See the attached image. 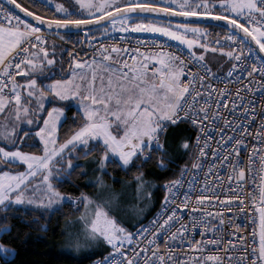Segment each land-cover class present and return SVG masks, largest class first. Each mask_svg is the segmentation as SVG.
Returning a JSON list of instances; mask_svg holds the SVG:
<instances>
[{
	"label": "snow or ice",
	"instance_id": "snow-or-ice-1",
	"mask_svg": "<svg viewBox=\"0 0 264 264\" xmlns=\"http://www.w3.org/2000/svg\"><path fill=\"white\" fill-rule=\"evenodd\" d=\"M13 8L20 9L23 13L31 16L34 21L40 22V26L30 23L27 19H22L20 15L13 13L0 5V113L5 114V119L0 121V162L22 163L26 165L25 171H0V207L8 208L12 205H22L24 203L50 206L63 200L69 202H79L83 205L84 212L78 218L81 224L80 232L74 234L78 240L83 237L86 240L102 239L112 248V252L117 255L128 257L127 252H122L125 242L131 243L133 236L146 237L149 229L141 226L137 233L127 231L118 224L116 218L110 215L111 209L108 200L93 199L91 196L81 193L78 197L67 196L59 192L53 184L55 172L64 169L71 171L74 169L71 155H76L75 149L79 146L84 149L85 155L92 149L88 147L90 141L102 143V155L100 157V170L103 171L105 164L110 159H118L122 166L129 165L133 158L146 159L150 156V151L155 146L164 151L163 145L159 141V136L164 132L165 126L175 124L182 119L190 120L199 129L196 136V143L200 144V134L203 133V121L208 120L206 106L197 105L193 108L199 92L193 95L191 89L195 87V81L200 80L203 85L204 77L199 72L188 71L187 78L191 83H185L181 77L186 75V62L172 51H165L161 47L158 51L141 53L138 49L137 56L131 59L130 65L124 60L122 65L117 62L115 69L109 68L108 79L105 83L101 77V86L96 87V74L93 72L91 79H86L78 75L77 70L90 68L88 62L80 60L74 61V66H70V74L66 79H52V74H45L44 67L52 66L55 63V52L49 54L41 27L47 26L49 30L55 28L57 32L69 28H79L101 18H106L113 26L117 23V18L125 31L133 29L136 31H148L160 33L170 39L177 41L180 45H185L190 59L206 73L211 74V69L204 62V52L210 48V43L206 40L208 30L201 27L199 23H172L161 26L159 21L148 23H128L135 14L137 17L142 13L168 14L171 17H199L203 20L225 21V27H229V34L226 41H233L237 48L225 50L223 47H213L212 52H219L236 61L233 65L235 69L245 55H250L254 46H258L261 53H264V0H57L53 5L55 15L48 18L45 15L37 14L36 10L29 11V8L18 4L17 0H5ZM38 0H33L37 3ZM67 5V6H66ZM85 11L90 18H79L80 12ZM76 13L77 18H73ZM243 20V22H241ZM87 35V33H85ZM204 39L205 42H201ZM34 41V43H33ZM254 42V46H253ZM219 45L220 41H214ZM196 45L200 46V51H194ZM247 45V53L243 51V46ZM101 54L104 60H112V55H103L108 52L101 46ZM120 48L112 46L111 52L119 53ZM71 58L72 54L69 53ZM152 61L156 65L149 69L148 64ZM95 64V61L92 62ZM127 69V71L125 70ZM116 73L113 76L111 73ZM264 73V61L261 67L251 66V72ZM24 73L26 78L23 84L16 81V75ZM37 75H40L41 82L38 83ZM231 75V72L229 73ZM30 77V78H28ZM211 87V86H210ZM27 92L25 100L29 98L35 101V110L46 112V116L40 120H35V136L42 142L41 154L23 152L17 146V140H23L17 133L18 123L34 124V119H29V114L35 110L29 107L27 102H22L21 90ZM5 91L10 94L5 95ZM193 96L192 103L187 102L185 94ZM207 95H211L208 93ZM50 104L67 103L71 106L72 101L78 103L82 123L68 138L62 143L57 139V125L61 115L65 112L63 107L45 108L44 101ZM235 107V105H233ZM187 109V110H185ZM11 112V116H8ZM197 115L202 119H196ZM75 120L76 117L74 116ZM29 133L25 132L24 136ZM237 145H242V141L237 140ZM183 146L188 147V141H183ZM207 145L205 144V147ZM254 150H255V146ZM9 148L13 150H9ZM145 149L149 153H145ZM236 153L239 147L235 148ZM264 151V149H261ZM203 147L200 148V155H204ZM215 155V153H214ZM227 159V157H226ZM264 161V156L261 157ZM160 166L165 167L163 160ZM194 167H200L199 164ZM39 182L35 188H30V180L37 179ZM244 169H239L237 179H243ZM142 180V175L136 178ZM97 183L103 185L101 178H97ZM180 180L166 183L168 189L164 197L165 205L169 203L170 195L174 196V188L180 185ZM26 191H32L33 196H26ZM37 191L42 192V196L36 197ZM197 202H204V197H196ZM230 199V198H227ZM260 200L264 202V185L260 190ZM187 201V197H185ZM237 203L242 204L239 198ZM254 202V198H253ZM186 206L182 204L180 207ZM261 213V232L258 244V252L253 249L252 264H264V207L259 209ZM204 215H210L204 213ZM219 215V214H217ZM175 213L165 214L161 220L150 222L155 226L152 236L162 231H166L174 222ZM205 227L207 228V223ZM0 231H8L7 228ZM179 233H185V228L181 226ZM178 232H173L169 239H174ZM242 238V237H241ZM148 243L154 244L155 240L148 238ZM217 246L216 240L197 241L190 245L198 249L201 244ZM234 247V245H229ZM0 251H12L0 244ZM155 256L156 253L153 252ZM111 255L97 264H108ZM165 257L160 256L159 260L163 264ZM232 259L231 256L228 257ZM207 261H217L221 258L218 255L205 257ZM113 264H116L113 261ZM126 264H138L132 258L126 259ZM147 264V262H145Z\"/></svg>",
	"mask_w": 264,
	"mask_h": 264
},
{
	"label": "built area",
	"instance_id": "built-area-1",
	"mask_svg": "<svg viewBox=\"0 0 264 264\" xmlns=\"http://www.w3.org/2000/svg\"><path fill=\"white\" fill-rule=\"evenodd\" d=\"M41 31L47 42L46 45L55 43L79 57L103 59L101 46L108 49V52L103 54L107 55L115 45L121 49L122 60H127L130 65L133 63L131 59L133 56L138 58L137 49L145 53L158 51L163 47L165 51H172L185 60L187 68L186 75L181 77L182 81L191 83L187 78L188 71L199 72L204 77L202 86L197 79L195 87L191 89L193 95L196 92L200 93L195 99L193 108L195 109L197 105L206 106L209 117L208 120L203 121L204 130L200 134V144L198 146L196 143L199 129L190 120L182 119L175 123L187 122L197 129L191 160L179 173L176 180H180L181 183L173 189L175 195H170L167 205L163 201L149 220L134 228L123 226L132 233H137L141 226H147L149 232L143 238L138 235L133 236L132 242H125L121 251L127 252V258H132L138 264L145 262L161 264L160 256L165 257L163 264H217V261L205 260L209 255H218L221 258L219 264H252L253 249L258 252V211L260 207H264V202L260 200L264 179V161L261 160L264 156V151H261L264 149V73L248 75L252 65L260 68L261 62L264 61L256 51L253 50L250 55H245L235 69L234 60L233 64L223 72L214 73L211 70L209 74L190 59L187 48L160 35L114 32L92 39L83 45L80 41L67 39L45 29L41 28ZM228 34L214 38L213 46L239 50L240 46L235 42L225 40ZM214 41H220L219 45ZM247 49L248 46L244 45L245 53ZM155 65L156 63H152L151 68ZM208 93L211 95H207ZM4 94L10 93L5 91ZM185 95L187 102L192 103L193 96L187 93ZM196 119H202V116L197 115ZM171 125L174 124L166 125L164 132L159 136L162 145L163 136ZM237 140L242 141V145H237ZM201 147L204 149V155H200ZM237 147H239L238 153L234 151ZM157 150L159 149L153 142L149 157ZM145 153H149V150L145 149ZM141 158L146 159L143 156ZM117 162L122 166L121 162ZM196 164L200 167H194ZM240 168L245 172L243 179H237ZM166 193L168 189L165 187ZM80 194H66L65 197L69 195L78 197ZM196 197H204L205 200L197 202ZM237 198L243 203H237ZM64 201L72 207H76L79 203ZM182 204L186 206L180 207ZM173 211L174 222L166 231L152 236L155 226L150 222L156 220L162 222L165 214ZM204 213L210 215L206 216ZM204 222L207 223V228ZM181 226L185 228V233L178 232ZM173 232H178L177 236L169 239ZM148 238L155 240V243H148ZM209 239L216 240L217 246L203 243L198 249L190 246L197 241ZM109 247L105 254L93 257L88 264H97V261H102L109 255L111 259L108 264H113V261L116 264H126L127 258L113 253L111 246ZM153 252L156 253L155 256ZM229 256L232 257L231 260L228 259Z\"/></svg>",
	"mask_w": 264,
	"mask_h": 264
},
{
	"label": "trees",
	"instance_id": "trees-1",
	"mask_svg": "<svg viewBox=\"0 0 264 264\" xmlns=\"http://www.w3.org/2000/svg\"><path fill=\"white\" fill-rule=\"evenodd\" d=\"M42 15L51 18L54 16L53 13L49 12ZM73 18H77V16L73 15ZM79 18L85 19L89 17L79 15ZM149 21H159L161 26H167L169 23V21L142 16H132L128 23H148ZM116 24H121L120 20H118ZM201 26L212 29L216 28L207 25ZM105 27H109V25L90 30L88 33L89 37L94 38L104 34L103 28ZM216 29L220 34L226 32L222 28ZM65 35H70L72 39H77L81 36V34L69 33H65ZM62 55L65 57V53H62ZM74 116L76 117L75 120L73 119ZM81 123L82 118L80 117V110L74 106H68L66 109V117L58 129V141L62 143L64 139L68 138L80 127ZM174 125H177V127H174ZM174 125L169 126L167 132L163 136L162 142L164 151L157 150L147 159L141 157L136 158L127 165L126 168H122L112 159L105 164L102 177L110 186L119 188L124 180H133L134 177L138 175L153 179L159 184L157 191L159 198L155 202L153 208L149 211L147 216L139 222H125L129 228H134L151 218L155 210L158 209L164 201L166 183L176 180L181 170L191 160L197 129L187 122H180ZM182 134L187 137L188 147L181 151L182 153L177 154L176 162L169 161L166 152L168 149L173 152H178L175 148ZM22 143L21 148L33 151L39 150V145L36 143ZM175 144L176 147L174 148ZM89 145L93 148L90 154L83 155L86 149L78 146L75 149L76 155L68 157L76 163V167H74L73 170L68 171L64 169V167L61 168L62 170L60 173H62L64 177L58 180L56 187L62 194H94L97 184L91 181L92 175L90 169L93 164H90L88 159L91 156L100 159L102 155V146L100 143L94 141H90ZM161 160L166 162L165 167L160 166ZM5 167L6 164H4L3 168ZM0 211V226L9 227L8 231H3L0 234V242L15 250V254L12 258H4L0 254V264H88L90 259L101 256L110 249L109 246H102L101 249L91 255L78 256L61 248L67 221L80 212V208L77 210V208L65 202L48 216L37 215L33 212L23 211L15 207L1 209Z\"/></svg>",
	"mask_w": 264,
	"mask_h": 264
},
{
	"label": "rangeland",
	"instance_id": "rangeland-1",
	"mask_svg": "<svg viewBox=\"0 0 264 264\" xmlns=\"http://www.w3.org/2000/svg\"><path fill=\"white\" fill-rule=\"evenodd\" d=\"M41 1L44 2L48 7L52 8V13L55 15V9H54L53 5L57 2V0H41ZM142 2H144V0H142ZM73 15H76V13H73ZM80 15H84V16L89 17L88 13L85 11L84 12L81 11ZM201 27H203V26H201ZM203 28H205V27H203ZM206 29L208 30V36H207L206 40L210 43L209 49H211L212 48V40H213L215 35L211 31L212 29H208V28H206ZM103 31L105 33H107V32H126L121 24H116L115 26H113L111 24L110 27L103 28ZM132 31H134L136 33H149V34H158V35L160 34V33L148 32V31H136L133 29H132ZM160 35H162V34H160ZM201 42L202 43L205 42L204 39H202ZM53 50L56 54H59V55H61L62 53H65V51L62 48L56 47V46H51L50 51H49L50 56H51V53L53 52ZM194 51H197V53H199L200 51H203V49H200V46L196 45L194 48ZM75 60H80V59L77 57H74L72 66H74ZM204 60L206 61L205 56H204ZM85 61L88 62V64H90L91 67L90 68L86 67V68H83L82 70H77L78 75L83 76L86 79H91L92 74L94 72L96 74V77H97V79L95 81V85L97 88H99L101 86V79L100 78L102 77L106 83V81L108 79V75H109V72H108L109 68L115 69L117 67V62H119V61H116V62H109L108 61V62H106V60L93 59V58H86V59L82 60V62H85ZM93 61H95V64H92ZM44 71H46L45 67H44ZM126 71H127V69H126ZM54 73H55V71H54ZM111 74L113 76H115L116 73L113 72ZM24 80H25V77H22L20 83L23 84ZM37 80H38V83L41 82L40 79L37 78ZM26 96H27V92L24 89H22L21 90L22 102H27L29 104V107L35 110V101L30 99V98L26 101L25 100ZM44 105H45L46 109L52 108V107H63V108H65V112L60 117V121L63 122V120L66 117V109L68 107L67 103L50 104V103H48L47 100H45ZM71 106H74L77 109H79L78 103L76 101H72ZM34 114L41 116V125H42V118L46 116V112H39L38 110H35L33 113L29 114L28 118L33 119ZM8 116L9 117L11 116V112H8ZM5 118H6L5 114L0 113V121L4 120ZM24 124L28 125V124L23 123V122L18 123L16 125L18 135H20V129L24 127L23 126ZM34 124H35V120H34ZM174 127H177V125H174ZM173 128H171V129H173ZM20 137H22V136H20ZM184 140H187V137H185V135L182 134L177 141V147H176V144L174 145V148L176 147L175 149H177L178 152H173L169 149L167 150L166 155H167V159L169 161L176 162L177 161V154L182 153L181 151L186 149L183 146ZM17 141H21V140H17ZM22 141H26V143H30V144L36 143V144L40 145L39 146L40 149L38 151H33L30 149L20 148L21 151L28 152V153H35L37 155L41 154L42 142L39 140V138L37 136L34 135V140H29V139H27V136H23ZM0 146H4V144L0 143ZM9 150H13V149L9 148ZM88 160H89L90 164H93L92 168L90 169V172L92 175L91 181L96 183L97 185H96V189H95L94 194H89V193H84V194L91 196L93 199L99 198V199H103V200H108L110 203L107 206L110 207V209H111L110 215L114 216L116 218L117 223L122 225V226H124L125 222L137 223L147 216V214L153 208L155 202L159 198L158 197L159 195L157 193L159 184L157 181L150 179V178H145L143 176H142V180L138 181L136 178L141 176V175H138V176H135L133 180H124L119 188L113 187V186H110L109 184H107L103 180L102 174H103L105 168L103 171L100 170V163H99L100 159H97V157H95V156H91ZM114 160L119 161L118 159H114ZM163 163L166 164L165 161H163ZM3 164H5V163L0 162V171H25L26 170V165H23L22 163H8V164H6L5 168H2ZM75 164L76 163L73 162L74 166H75ZM63 167L64 166L61 165V168H63ZM54 175L59 177L58 179H54L52 181L56 187L58 180L62 179L64 177V175L62 173H60V171L55 172ZM97 178L102 179L103 185L97 183ZM38 182H39V174L37 175V179L30 180V188H35L37 186ZM35 195H36V197H40V196H42V192L37 191L35 193ZM26 196H28L29 198H32V196H33L32 191H26ZM63 202H64V200L60 201L59 203H54L50 206H41L39 204L24 203L22 205H15L14 204L11 207L20 208L23 211H30V212H33L37 215L48 216L54 210H56ZM74 208H77V206ZM79 208H80V212L77 215H75L74 217H72L71 219H69L66 223L65 235H64V239L61 243V248L65 251L71 252V253L78 255V256L91 255L94 252H96L97 250L101 249L102 246H108V244L102 239L86 240L83 237H81L78 240L79 246L78 247L76 246L77 241L75 239L74 234L80 232L81 227H82L81 224L78 223L77 221H78V218L80 217L81 213L84 212L83 205H79ZM1 209H6V208L1 207ZM0 215H1V211H0ZM3 228L9 229L8 226H0V229H3ZM257 230H258L257 241L259 244V238H260V232H261V213H260V211H258ZM2 232L3 231H0V234ZM0 244H2L5 248L12 250V251H7V252L0 251V254L4 258H12L15 254V250L12 247L4 245L1 242H0Z\"/></svg>",
	"mask_w": 264,
	"mask_h": 264
},
{
	"label": "crops",
	"instance_id": "crops-1",
	"mask_svg": "<svg viewBox=\"0 0 264 264\" xmlns=\"http://www.w3.org/2000/svg\"><path fill=\"white\" fill-rule=\"evenodd\" d=\"M210 29V28H209ZM213 33H214V35H217V34H219L216 30L215 31H213V30H211ZM214 37H217V36H214ZM45 46H47L48 48H49V51H50V47L51 46H56V45H54V44H47V45H45ZM56 47H59V46H56ZM213 47H215V46H213V44H212V48ZM226 51L227 50H229L228 48H225V47H223ZM63 49V48H62ZM64 50V49H63ZM65 51V50H64ZM108 54H111L112 55V60H106V62H116V61H119L120 62V64H122L123 63V61H122V54H121V52H119V53H114V52H109ZM107 54V55H108ZM55 63L52 65V66H45V69H46V71H44V73L45 74H49V73H51L52 74V76H51V78L52 79H66L67 78V76L70 74V66H72L73 65V60H74V57H71V65L69 64V58H68V55H66V53H65V57H63V55L61 54V55H59V54H56L55 53ZM204 56H205V58H206V61L204 60V62L208 65V67L214 72V73H218V72H223L224 70H226L228 67H230L232 64H233V59L232 58H229V57H227L226 55H223V54H221V53H219V52H212L211 51V49H209L208 51H205L204 52ZM78 58V57H77ZM81 61L82 60H84L83 58L81 59V58H79ZM98 59H100V58H98ZM102 60H104V59H102ZM137 60H140V57L138 56V58H137ZM152 63H156L155 61H152V62H150L149 64H148V67H149V69L151 68V64ZM210 63V64H209ZM64 69V70H63ZM54 71H55V73H54ZM22 77H25L26 78V76H25V74L24 73H21V74H19V76H18V83L19 84H21L20 82H21V78ZM28 78H30V77H28ZM36 78H38V79H40L41 80V77H40V75H37V77ZM34 117H35V119L34 120H36V119H38V120H40V122H41V116H39V115H36V114H34ZM33 117V118H34ZM62 122L61 121H59L58 122V125H57V139H58V129H59V126H60V124H61ZM24 127L23 128H21L20 129V135L19 136H24V133L25 132H27V133H29V135L27 136V139H29V140H34V135H35V131H36V128H35V124H33V125H23ZM23 130V131H22ZM24 142H26V141H24ZM59 142V141H58ZM101 144V146L103 147V145H102V143H100ZM40 146V145H39ZM19 148H21V147H19ZM92 148V147H91ZM39 149H40V147H39ZM92 152V151H91Z\"/></svg>",
	"mask_w": 264,
	"mask_h": 264
},
{
	"label": "water",
	"instance_id": "water-1",
	"mask_svg": "<svg viewBox=\"0 0 264 264\" xmlns=\"http://www.w3.org/2000/svg\"><path fill=\"white\" fill-rule=\"evenodd\" d=\"M0 3L6 7H8L10 10H12L14 13H16L17 15H20L22 19H27L30 23H35L37 26H40V22L38 21H34L33 18L31 16H28L26 13H23L20 9L18 8H13L11 7L8 3L5 2V0H0ZM18 4H21L17 1ZM24 6V5H23ZM25 7V6H24ZM29 11H32L29 9ZM39 14V13H37ZM133 16H136L135 14H133ZM140 16L142 17H150V18H155V19H158V20H165V21H171V22H180V23H199L200 25H207V26H213V27H216V28H222L226 31H229V27H225V24L226 22L225 21H214V20H203L202 18H199V17H171L169 16L168 14H154V13H142L140 14ZM48 18H51V17H48ZM90 18V17H89ZM85 19H88V18H85ZM120 20V18H117V21ZM105 25H111V22L109 20H107L106 18H101L100 21L98 22H94L92 24H89V25H86V26H80L79 28H69L67 30H60L59 32H57L55 30V28L49 30L47 28V26H43L41 28L47 30V31H50V32H53V33H56V34H59V35H65V33H69V34H81V38H82V44L85 45L86 42H87V39L89 37V31L90 30H93V29H96V28H99V27H102V26H105ZM126 32H133V33H136L134 31H132V29H129L127 30ZM87 33V35L85 34ZM108 33V32H107ZM138 34H149V33H138ZM155 35H158V34H155ZM160 35V34H159ZM160 36H163L167 39H170L164 35H160ZM172 40V39H170ZM174 41V40H173ZM177 42V41H175ZM178 43V42H177ZM184 46V45H183ZM253 46H254V42H253ZM185 47V46H184ZM186 48V47H185ZM254 50L256 51V53L264 60V53H261L258 49V46H254ZM88 56H85L83 57V59H86ZM82 59V58H81ZM71 63V62H70ZM71 65V64H70ZM17 81V80H16ZM18 83V82H17ZM23 131V130H22ZM17 146L18 147H22V143L20 141H17L16 142ZM89 147V145H88ZM90 148V147H89ZM92 149V148H91ZM93 150V149H92ZM91 150V151H92ZM86 151V150H85ZM85 151L83 152V155H85ZM88 152V154L91 153ZM4 167V164L2 166V168ZM263 185H264V179H263Z\"/></svg>",
	"mask_w": 264,
	"mask_h": 264
},
{
	"label": "flooded vegetation",
	"instance_id": "flooded-vegetation-1",
	"mask_svg": "<svg viewBox=\"0 0 264 264\" xmlns=\"http://www.w3.org/2000/svg\"><path fill=\"white\" fill-rule=\"evenodd\" d=\"M19 3L29 8L30 10H36L39 14L52 13V8L48 7L44 2L38 0L37 3H33V0H17ZM47 10V11H45ZM84 12V11H82Z\"/></svg>",
	"mask_w": 264,
	"mask_h": 264
}]
</instances>
